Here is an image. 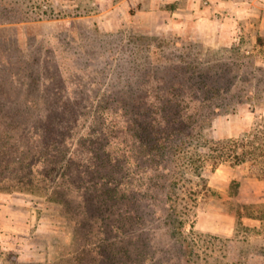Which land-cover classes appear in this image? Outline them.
Here are the masks:
<instances>
[{"label":"rangeland","instance_id":"374dc122","mask_svg":"<svg viewBox=\"0 0 264 264\" xmlns=\"http://www.w3.org/2000/svg\"><path fill=\"white\" fill-rule=\"evenodd\" d=\"M115 2L0 0V37L6 40V71H0L6 97L0 99L10 103L0 113V128L12 123L16 134L27 116L38 118L20 142L30 132L37 151L51 143L57 157L68 153L82 165L74 166V184H63L73 192L67 206L77 212L91 192L95 164L108 161L111 177H119L113 168L125 166V143L132 140L123 142V127L131 125L135 111L156 110L160 98L179 92L176 81L187 62L210 61L218 69L228 64L233 81L241 76L240 90L187 119L184 133L170 142L164 167L156 170L151 158L130 159L136 169L131 179L150 201H143L147 212L136 221L142 226L126 239L137 242L140 233L147 238L145 264H264V34L258 19L236 29L228 24L225 38L209 44L192 33L168 32V18L163 23L159 11L138 15L129 0L118 9ZM22 97L33 103L22 105ZM87 166L94 168L85 175ZM21 174L0 168V264H58L76 249L73 210H65L60 196L39 194L43 184L16 178ZM171 214L184 221L180 230L194 249L191 256L172 240Z\"/></svg>","mask_w":264,"mask_h":264},{"label":"trees","instance_id":"16d2710c","mask_svg":"<svg viewBox=\"0 0 264 264\" xmlns=\"http://www.w3.org/2000/svg\"><path fill=\"white\" fill-rule=\"evenodd\" d=\"M5 41L3 37H0L1 73L6 71V68L1 70L6 65L1 51ZM198 61L205 63L201 60ZM208 62L210 63V61ZM209 63L207 65L194 64L189 66V62H187V67L183 68L181 72L183 78H178L176 81L177 86L183 92L180 89L173 95L160 98L156 110L149 108L144 113L135 111L134 116L136 117H132L131 125L123 127V142L132 140V143H125V151L124 154L122 153L124 160L121 164L125 163V166L123 169L113 168L119 177H111L109 174L111 171L107 170V165H110L108 161L104 162L103 160L99 164H95L97 170L89 179L91 192L87 194L82 209L77 212H75L77 206L73 209L67 206L68 203L72 205L73 194L72 197L70 195L73 192L63 184H67L65 183L66 179L68 184H74V175H76L74 168L78 166L79 170L82 165H76L73 156H68V153L57 157L49 145L51 143H47L45 147L37 151V145L31 146L33 135L30 132L25 137L27 141L22 144L20 140L26 132V126L34 128L31 122H34L36 118L34 119L32 116H27L25 121L22 120L21 132L19 133H14L15 128L12 127V123H7L5 129L0 128V141H2L0 153L4 154L3 161L5 163V165H0L1 170L9 168L20 171L22 174L16 178L33 187L40 183L43 184V189L38 191L39 194H48L50 197L60 196L59 201L63 205L65 204V210L68 212L73 210L69 218L71 223L78 227L76 249L69 252L68 256L58 264H145L149 260L147 238H141L140 233L137 242L126 239V234L132 228L142 226L136 221H142L141 218L147 212L148 204L143 201H150V195L141 193L136 189V178L134 177V181L131 179L136 169L130 168V159L133 156L136 160L138 158H151L154 159L155 164L158 163L156 170L164 167L170 142L175 139L178 140L184 133L185 126L189 124L187 119L189 120L197 114L202 115L207 108L211 109V107L216 106L217 100L225 98L224 94L231 92L234 88H239L241 76L239 75L238 79L233 81L229 77L232 71L228 64L218 69ZM2 76L0 74V80L4 79ZM0 92V97H6L1 82ZM20 100L21 104L25 106L33 103L27 97H22ZM145 100L143 101L145 102ZM236 100L240 102L242 97L236 95ZM128 103L132 104L135 101L128 99ZM9 104L5 103L3 98L0 99V113L5 112V108L10 107ZM8 118H14V114ZM24 122H26L25 126ZM44 138L45 135L44 137L42 135L41 139L44 140ZM178 143L174 144L179 145ZM104 152L101 151L98 157L101 158ZM43 161H45L43 168L37 169V165ZM65 161L66 163H64ZM94 166H87L82 169L85 175L87 174L86 171L90 173ZM57 178L63 179L58 181ZM53 179L57 181L54 186H51ZM113 179L116 184H112ZM85 190L87 192L89 188H85ZM33 191L35 192L34 189ZM169 191L173 192V185L172 187L169 186ZM80 196L82 197V195ZM168 198L173 199L171 193L168 194ZM113 215L117 216L115 223H113ZM150 215L152 214L148 212V216ZM175 215H170L173 218L172 223H170L173 228L172 240L177 241L181 247L184 246L186 254L191 256L194 254V249L188 238L184 237L183 231L180 230L184 221L177 223V214ZM115 230L117 236L115 235L116 238L113 239L111 235ZM189 246L191 249L188 252Z\"/></svg>","mask_w":264,"mask_h":264},{"label":"crops","instance_id":"0c3cea01","mask_svg":"<svg viewBox=\"0 0 264 264\" xmlns=\"http://www.w3.org/2000/svg\"><path fill=\"white\" fill-rule=\"evenodd\" d=\"M127 1L116 0L114 7L118 9ZM129 1L138 15L152 16L159 11L163 23L168 18L165 27L168 32L192 33L209 44H218L225 38L228 24L236 29L245 20L249 23L257 18L258 31L264 34V0H149L148 7L145 0Z\"/></svg>","mask_w":264,"mask_h":264}]
</instances>
